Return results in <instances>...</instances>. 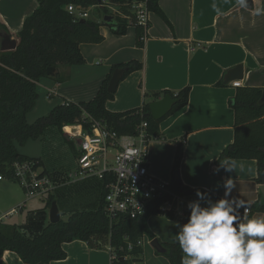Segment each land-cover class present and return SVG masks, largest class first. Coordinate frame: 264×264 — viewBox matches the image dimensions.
Masks as SVG:
<instances>
[{"label":"crops","instance_id":"obj_1","mask_svg":"<svg viewBox=\"0 0 264 264\" xmlns=\"http://www.w3.org/2000/svg\"><path fill=\"white\" fill-rule=\"evenodd\" d=\"M213 5L220 9L219 14ZM159 7L166 20L149 13L150 29L143 48L136 46L135 27H128L124 36L116 35L103 24L105 13L92 9L90 19L94 16L93 20L103 24L100 32L104 41L98 45L80 46L85 64L60 67L59 73L65 79L63 83L42 79L38 86L47 91L51 100L60 97L62 104L89 102L115 66L136 61L143 65L142 70L120 83L114 100L107 103L109 111L125 113L142 109L145 103L158 101L151 97L155 93H178L189 88L187 106L162 122L160 136L149 146L150 173L170 184L178 144L184 141L179 174L185 191H203L217 200L224 196V183L228 180L231 198L242 201L245 208L251 209L261 197V186L255 181L257 162L232 160L218 166L217 161L222 151L234 142L235 134V114L230 104L237 88L232 83L224 85L226 72L242 65L245 74L241 87L264 90V0H252V6L247 5V0L243 4L240 0H159ZM37 8V0H0V23L9 31L7 34L12 40L19 43L18 33L25 19ZM258 10L260 14H257ZM219 82L224 86L218 87ZM72 128L82 130L81 126ZM80 132L76 131L74 135ZM40 159L48 172L44 160ZM225 165H229L231 171L222 167ZM95 181L97 183L78 181V184L68 186L73 208L62 211L67 219L74 212L94 210L98 206L103 186ZM186 193L182 224L187 221L188 202L197 198L196 194ZM23 208L24 205H19L12 210L22 212ZM253 216L264 217V214L252 213L250 218ZM148 227L159 239L161 232L152 225ZM175 232L178 233L179 228ZM165 243L178 242L163 240ZM109 246L92 248L82 241L67 243L63 246L66 260L51 264H111ZM142 249L144 261L139 257L137 264H170L156 250L143 246ZM124 260L136 261L133 256ZM0 264L24 263L16 254L6 252L0 258Z\"/></svg>","mask_w":264,"mask_h":264},{"label":"trees","instance_id":"obj_2","mask_svg":"<svg viewBox=\"0 0 264 264\" xmlns=\"http://www.w3.org/2000/svg\"><path fill=\"white\" fill-rule=\"evenodd\" d=\"M38 8L29 15L18 33V46L15 51H0V176L12 179L16 163L34 162L35 169L41 174L48 175L43 161L21 154L18 146H24L28 141L40 140L47 130L54 128L62 134L65 127L81 126L85 133H90L93 124L99 123L118 135H134L143 122L148 123V132L157 139L160 136V126L170 115L184 109L189 101L190 89L186 88L178 93L169 91L155 93L151 97L159 100L162 96L171 94L178 101L170 114L161 121H154L147 102L142 109L125 113H113L107 109V103L113 101L115 94L108 92V84L113 73L118 69L125 71L124 81L132 73L142 70L143 65L132 61L115 66L93 100L89 102H64L55 106L48 116L37 119L30 124L27 115L34 109L37 100L38 83L42 79H53L58 83L65 81L60 67L82 66L85 60L81 54L82 44L98 45L104 41L100 27L104 24L112 32L124 36L130 26L136 28V46L144 47L143 29L136 26V15L131 9L133 2L145 1L149 12L159 15L166 20L159 7V0H107L118 5L124 16H112L111 23L99 24L95 20H77L66 10L74 5L88 9L99 4V0H37ZM109 15L107 9H100ZM0 30L9 31L0 23ZM56 71L48 76L49 69ZM218 87H223L219 82ZM263 89L240 87L231 102L235 114L234 142L221 153L217 165L227 161L257 162L258 177L255 180L264 186V102ZM66 136V135H65ZM67 139V138H65ZM75 158L79 152L74 141H70ZM184 155V141L178 144L173 173L180 170ZM173 174V175H174ZM55 192V191H54ZM185 192L196 194L197 191L186 189ZM203 192V191H201ZM184 195H181L184 197ZM180 195V194H179ZM57 193L50 194L47 209L57 201ZM105 192L94 210L72 213L67 220L57 224H50L48 216L41 211L27 220L25 228L14 224H0V258L6 252L16 254L24 264H51L66 260L67 254L64 244L82 241L92 248H102L110 245L116 252V264H127V256L137 260L143 253L142 247H137L138 241L148 237L151 241L156 236L148 227V219L157 215L162 202L155 203L149 213L137 219L119 218L110 223L105 212ZM264 214V197L252 206L251 214ZM163 214V213H162ZM250 214V216H251ZM159 215V214H158ZM170 219L176 217L167 215ZM128 244L134 249L129 252ZM124 248L125 251L120 252ZM164 255L170 264H181L183 252L179 243L163 244Z\"/></svg>","mask_w":264,"mask_h":264},{"label":"built area","instance_id":"obj_3","mask_svg":"<svg viewBox=\"0 0 264 264\" xmlns=\"http://www.w3.org/2000/svg\"><path fill=\"white\" fill-rule=\"evenodd\" d=\"M118 5L107 0L88 9L70 5L67 11L77 20L90 19L92 9H107L110 16H124ZM136 15V26L143 29L145 42L150 29L149 10L145 1H136L131 4ZM234 88H240L241 82L232 83ZM69 138L76 141L79 155L76 158L77 171L69 175V184L78 181L97 180L105 192V212L114 223L119 218L137 219L149 213L151 207L162 202L159 212L165 215L173 214L179 220L184 217V198L173 191L170 184L158 180L149 170L148 150L154 140L148 132V123L143 122L134 135H118L95 123L90 133L83 129L77 136ZM34 162L16 163L13 166L14 179L23 187L28 199L44 194H51L56 189L48 175L41 174L35 169ZM4 178L0 176V181ZM245 209H247L245 211ZM20 210V209H19ZM18 213L12 210L8 213L0 212V224L7 223V219ZM240 214L250 218L251 209H240ZM137 247L143 246L138 241ZM111 264H116L118 257L109 246ZM133 244H128L127 250L131 252ZM125 251L124 248L120 252Z\"/></svg>","mask_w":264,"mask_h":264},{"label":"clouds","instance_id":"obj_4","mask_svg":"<svg viewBox=\"0 0 264 264\" xmlns=\"http://www.w3.org/2000/svg\"><path fill=\"white\" fill-rule=\"evenodd\" d=\"M222 167L231 171L229 165ZM224 188L220 199L198 190L197 198L188 202L187 221L178 224L176 237L184 254L181 264H264V217L241 215L245 205L231 198L228 180Z\"/></svg>","mask_w":264,"mask_h":264},{"label":"rangeland","instance_id":"obj_5","mask_svg":"<svg viewBox=\"0 0 264 264\" xmlns=\"http://www.w3.org/2000/svg\"><path fill=\"white\" fill-rule=\"evenodd\" d=\"M103 12V11H102ZM94 19L92 16L91 20ZM47 81V80H44ZM43 83V82H42ZM38 100L34 109L27 115V121L32 124L37 119L48 116L55 106L62 104L60 97L56 99L48 98V93L41 86L37 87ZM62 134L57 129L51 128L47 130L44 136L37 141H28L24 146H18L20 153L30 158H42L45 162L48 170V176L51 178L54 187L56 188L53 193H57V205L60 211L62 220H67L66 215L62 212L63 210H71L73 208L72 192H68L69 175L76 173L77 164L74 151L70 145L71 140L68 135ZM67 138V139H65ZM76 144V143H75ZM78 150V147H77ZM6 179V178H5ZM92 183H97L95 180H90ZM72 182V179L71 181ZM78 184V183H77ZM52 194V193H51ZM50 194H44L28 199L23 187L14 182L12 179H6L0 182V212L6 213L19 205H24L25 208L22 212L19 209L18 213L7 219L8 224L17 225L20 228H25L27 220L37 215L40 211L48 216L49 212L47 204L49 201ZM79 210V209H77ZM178 224L182 225V222L175 218L171 220L165 214L154 215L153 218L148 219V225L161 232L159 243L163 246V240L176 241L175 232L178 228ZM144 249L155 251L152 247V241L148 237H143ZM144 261V257L140 256ZM163 259L167 258L162 256ZM139 260L129 261L127 264H137ZM142 263V262H141Z\"/></svg>","mask_w":264,"mask_h":264},{"label":"water","instance_id":"obj_6","mask_svg":"<svg viewBox=\"0 0 264 264\" xmlns=\"http://www.w3.org/2000/svg\"><path fill=\"white\" fill-rule=\"evenodd\" d=\"M247 5L252 6V0H247ZM112 21H113L112 16L110 15L105 16L104 18L105 23H111ZM17 46L18 43L15 40H12L10 35H8L3 31H0L1 52L15 51L17 49ZM55 73L56 71L51 68L47 72L48 76H53L55 75ZM124 73L125 71L123 69H118L113 73L107 89L110 94L117 93L118 87L123 80ZM244 74H245L244 66L238 65L226 72L222 82L226 86L234 82H241L244 79ZM177 102L178 101L175 99L173 95L168 94L165 95L163 98L159 99L158 101L151 103L149 105V108H150V114L154 119V121H161L162 119H164L168 114L171 113ZM262 102H264V91H263ZM170 187L173 191H175L180 195H184L186 193L183 183L180 179L179 171L173 175L172 180L170 182ZM260 190L262 196L264 197V186H261ZM158 214L161 215L162 213L158 212ZM49 221L50 224H57L61 221L60 211L56 202H54L50 208ZM151 245L158 253L165 252L163 246L159 243L157 239L153 240Z\"/></svg>","mask_w":264,"mask_h":264},{"label":"bare ground","instance_id":"obj_7","mask_svg":"<svg viewBox=\"0 0 264 264\" xmlns=\"http://www.w3.org/2000/svg\"><path fill=\"white\" fill-rule=\"evenodd\" d=\"M65 131H66L68 134L75 136L74 133H75L76 131H77V132H80V128L67 127V128H65ZM80 133H81V132H80ZM80 133H79V134H80Z\"/></svg>","mask_w":264,"mask_h":264}]
</instances>
